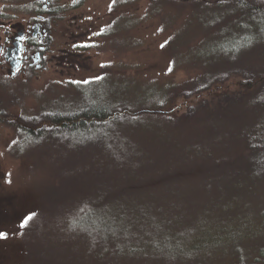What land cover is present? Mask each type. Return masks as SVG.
Wrapping results in <instances>:
<instances>
[{"label":"trees","instance_id":"16d2710c","mask_svg":"<svg viewBox=\"0 0 264 264\" xmlns=\"http://www.w3.org/2000/svg\"><path fill=\"white\" fill-rule=\"evenodd\" d=\"M138 1L116 0L112 7ZM150 1L157 11L189 4L194 12H205L209 24L203 27L209 31L239 13L264 36V0ZM50 9L48 2L41 12L51 13ZM210 49L204 57L216 61L214 65L199 63L203 72L196 82L178 91L172 101L166 98L173 83L161 89L167 93L152 108L121 106L79 93L111 86L104 77L73 85L80 103L75 111L59 98L36 128L19 127L21 145L52 134L75 137L80 145L98 137V149L110 152L117 162L126 160L119 172L113 167L108 179L94 183L98 191L89 199L48 203L44 212L32 215L21 229L29 258H41L32 254L31 235L43 230L45 248L75 250L82 264L103 263V253L112 254L115 261L121 254L127 264H264V119L253 125L240 109L264 94V66L257 70L237 51L221 55ZM104 89L112 96L119 94L117 88ZM155 95L148 91L139 103ZM236 147L245 158L233 165ZM242 175L253 179L251 185H243L250 197L233 182ZM203 179L200 186L196 181Z\"/></svg>","mask_w":264,"mask_h":264},{"label":"rangeland","instance_id":"374dc122","mask_svg":"<svg viewBox=\"0 0 264 264\" xmlns=\"http://www.w3.org/2000/svg\"><path fill=\"white\" fill-rule=\"evenodd\" d=\"M48 2L52 12L43 14V4L36 0H0V47H3L0 53V230L8 234L7 239H0V264H82L75 250L50 252L45 248L43 230L31 235L32 254L36 252L41 258L38 261L29 258L20 225L25 217L44 212L48 203L62 201L68 205L89 199L98 191L94 183L108 179V171L113 167L116 172L124 168L121 165L126 162L124 157L117 162L110 152L98 149V137H93L87 145H80L81 141L75 137L55 134L30 138L23 145L18 143L19 127L36 128L45 112L54 109L52 101L62 98L63 103L73 106L72 111L80 106L79 96L74 94L73 85L77 83L73 81L91 82L98 81L96 77H105L111 86L88 88L79 93L90 99L119 102L121 106L152 108L165 97L167 92L161 91L165 86L173 83L166 98L172 101L178 91L196 82L203 72L202 65H214L216 61L204 57L210 47V51L221 55L237 51L244 61H253L257 70L264 66L261 60L264 36L257 34L255 24L239 13L231 14L218 29L209 31L203 27L209 24V16L194 12L189 4L182 7L172 4L157 11L150 0L119 7H112V0ZM36 22L45 29L36 41L44 46L45 42L48 44L46 64L44 61L39 69L24 66L12 76L9 64L4 61L7 40L14 38L20 29L31 38ZM101 30L102 34H95ZM165 41V47L161 48ZM106 87L117 88L119 94L112 96L111 91L102 90ZM148 91H155L157 97L139 103ZM261 93L240 107L246 114L243 118L249 117L253 125L264 119ZM100 141L108 143L107 137H101ZM244 158L236 147L231 163H241ZM127 159L132 161L131 157ZM208 169L205 171L211 177ZM252 181L249 175L233 180L239 192L246 189L249 197L250 190L243 185H251ZM196 182L201 186L206 181ZM262 185L264 188V182ZM120 258L115 261L112 254L103 253L101 264L128 263L123 255Z\"/></svg>","mask_w":264,"mask_h":264},{"label":"flooded vegetation","instance_id":"af4514ba","mask_svg":"<svg viewBox=\"0 0 264 264\" xmlns=\"http://www.w3.org/2000/svg\"><path fill=\"white\" fill-rule=\"evenodd\" d=\"M45 5V4H44ZM38 22L34 23V25H36ZM43 26L40 25V30L36 33V36L34 37V31L32 30L31 34L32 37L30 39H25L23 40V46H22V56H21V67L19 68L18 72L16 74H18L20 72V69H22L24 66H27L29 68H36L39 69L42 67V63L45 61L46 64V55L48 53V44H46L45 42V46L42 45L41 43H38L36 41V39L38 37H40L42 35V33L45 32V29L42 28ZM23 30V29H20ZM19 31V30H18ZM24 32V37L28 38L26 36L25 31ZM13 39L11 40H7V42L9 43V46L5 47V50L8 48H11L13 46ZM32 40L35 41V43L32 42ZM3 52V47H2V51ZM5 52V51H4Z\"/></svg>","mask_w":264,"mask_h":264},{"label":"water","instance_id":"95a60500","mask_svg":"<svg viewBox=\"0 0 264 264\" xmlns=\"http://www.w3.org/2000/svg\"><path fill=\"white\" fill-rule=\"evenodd\" d=\"M39 3L43 4V9L47 8V0H36ZM45 4V5H44ZM42 17L40 16V19ZM32 30L34 31L33 36H36V33L40 30V24H36L32 27ZM23 30H19L16 36L13 39V46L11 48H8L5 50L4 53V61L9 64L10 66V72L12 76H15L18 72L19 68L21 67L22 61V46H23V40H21V37H24ZM2 51V47H0V53Z\"/></svg>","mask_w":264,"mask_h":264},{"label":"snow or ice","instance_id":"6c2138e0","mask_svg":"<svg viewBox=\"0 0 264 264\" xmlns=\"http://www.w3.org/2000/svg\"><path fill=\"white\" fill-rule=\"evenodd\" d=\"M73 2L75 3L76 0H73ZM115 2H116V0H112V3H113V4H115ZM109 10H111V5L109 6ZM102 33H103V30H101L100 32L95 33V34H96V35H100V34H102ZM20 39H21V40H25V39H30V38L21 37ZM166 43H167V41H165L164 44H161V48H164L165 45H166ZM84 46H89V45H84ZM169 70H171V69H169ZM96 79L99 80V79H102V77H96ZM73 83H85V84H87V83H89V81H87V80H84V81H73ZM31 219H32V216H31V215L25 217L24 220L22 221V223H21L20 226H21V227H25V226H27V225H28V222H29ZM7 235H8L7 232H5V231H3V230H0V239H7Z\"/></svg>","mask_w":264,"mask_h":264}]
</instances>
